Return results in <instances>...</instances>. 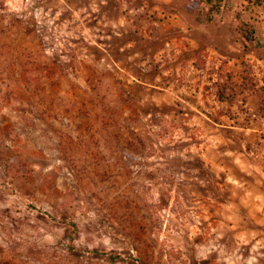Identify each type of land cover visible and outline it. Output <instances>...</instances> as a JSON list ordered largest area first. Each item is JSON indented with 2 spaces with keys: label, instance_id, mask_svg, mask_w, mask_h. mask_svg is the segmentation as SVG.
<instances>
[{
  "label": "rangeland",
  "instance_id": "374dc122",
  "mask_svg": "<svg viewBox=\"0 0 264 264\" xmlns=\"http://www.w3.org/2000/svg\"><path fill=\"white\" fill-rule=\"evenodd\" d=\"M0 264H264V0H0Z\"/></svg>",
  "mask_w": 264,
  "mask_h": 264
},
{
  "label": "crops",
  "instance_id": "0c3cea01",
  "mask_svg": "<svg viewBox=\"0 0 264 264\" xmlns=\"http://www.w3.org/2000/svg\"><path fill=\"white\" fill-rule=\"evenodd\" d=\"M182 4L184 5V1L182 2ZM199 20V19H198ZM189 24H188V29H190V36L192 38H194L195 43H197L196 39V34L195 32H203L204 33V39H198L200 41H207V44L205 45L207 47V51H210V53H216L219 55H222V53L220 52V47H218L217 45L219 44L218 42V36H217V32L219 31L217 26H220L221 29H223L224 27L221 25H217V22L220 23V21H214V20H207V23H203V21H197V19L194 17L191 20H188ZM223 24V23H222ZM190 26V28H189ZM193 31V32H192ZM205 31V32H204ZM189 32V30H188ZM226 33V32H225ZM226 36V35H225ZM197 46V45H196ZM196 46H194V49L196 48ZM234 49V48H233Z\"/></svg>",
  "mask_w": 264,
  "mask_h": 264
},
{
  "label": "trees",
  "instance_id": "16d2710c",
  "mask_svg": "<svg viewBox=\"0 0 264 264\" xmlns=\"http://www.w3.org/2000/svg\"><path fill=\"white\" fill-rule=\"evenodd\" d=\"M223 0H210V3L213 4L214 9H218V7L221 6ZM238 33L243 36L245 39H247L249 42H252L254 40V33L252 30L247 29L246 26H239L237 28Z\"/></svg>",
  "mask_w": 264,
  "mask_h": 264
}]
</instances>
